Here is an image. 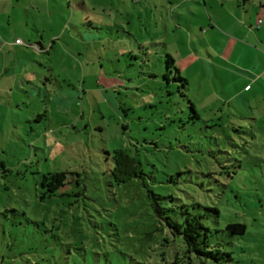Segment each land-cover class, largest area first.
Here are the masks:
<instances>
[{
	"label": "rangeland",
	"instance_id": "374dc122",
	"mask_svg": "<svg viewBox=\"0 0 264 264\" xmlns=\"http://www.w3.org/2000/svg\"><path fill=\"white\" fill-rule=\"evenodd\" d=\"M35 1L9 0L17 13L7 7L11 23L0 21V264H166L169 248L183 264H264V125L213 97L221 84L205 87L196 58L179 60L190 49L175 28L210 59L200 32L177 26L168 0H140L141 19L132 0ZM25 21L29 46L14 35ZM165 51L189 81L198 118L162 78ZM50 172L67 173V184L42 200ZM149 191L174 220L185 210L203 216L218 261L189 262L182 244L164 241L173 238ZM234 223L243 235L226 230Z\"/></svg>",
	"mask_w": 264,
	"mask_h": 264
},
{
	"label": "crops",
	"instance_id": "0c3cea01",
	"mask_svg": "<svg viewBox=\"0 0 264 264\" xmlns=\"http://www.w3.org/2000/svg\"><path fill=\"white\" fill-rule=\"evenodd\" d=\"M12 1L18 2L22 0ZM168 1L167 4L170 6L168 10H170L173 19L181 21V23H177V26H184L192 32L198 30L200 32L199 37L207 45L206 53L210 57V59H207L198 50L192 35H186L182 30L175 28L173 32L177 33L182 38V43L186 42L190 49L179 51L178 53L182 55L179 60L186 59L192 62L196 58L201 63L203 71L202 73L195 71V74L198 78H202L205 81V87L210 86L214 81L221 84L220 92H212L213 97L218 98L220 96L218 100L222 101L228 109L233 106L238 112L237 119L241 117L248 118L251 124L260 123L264 125V22L260 19L264 18V0L259 2L258 7L247 6V2L251 3V0H215L214 4H212L213 0H201L202 3L194 0L195 3L193 4L195 6L187 7V12L193 14V19L187 18V12L180 10L182 4H189L190 0ZM28 2L30 5H33L35 2L39 3L35 0H28ZM131 2L135 6L139 4L137 18H142L143 11L145 15L147 14L146 6L141 5L140 0H132ZM7 7L12 12L17 13V10L13 9L12 5L9 4V0H0V21L5 17V23L8 27L11 23V16L7 13ZM83 8L85 7L83 6ZM29 9L31 7H26L25 12L28 13ZM129 17L131 20L128 23L130 24V21H133V17L131 15ZM154 21H157L155 16ZM104 23L97 22V24L119 28L117 25L108 22ZM21 25L19 35L18 33L14 35L18 36L17 40L19 42L22 44L25 42L29 46L30 43L28 42L30 41H27L29 22L25 21ZM89 25L91 26L92 24L90 23ZM166 26L168 27V22ZM31 27L37 30L34 26ZM121 28L128 38L135 39L134 34L126 32L124 27ZM4 31L7 32V29L4 28ZM222 38L226 39L225 43H223L226 51L224 53L220 51ZM116 39L119 40V37H116ZM135 42L139 43V46H143L140 43L141 41L135 39ZM214 42L218 43L217 49H213ZM158 44L167 45L165 43ZM36 46L38 47L39 45ZM39 48L47 53V47L44 44L41 43ZM22 53L26 54L23 51ZM165 53L169 54L166 51ZM15 54L17 55L18 52L15 51ZM172 58L175 61V58ZM20 63L16 60L13 63L14 67L12 70L17 71ZM187 82L189 86V81L187 80ZM229 112L228 114L231 115ZM257 116L263 120L257 119Z\"/></svg>",
	"mask_w": 264,
	"mask_h": 264
},
{
	"label": "trees",
	"instance_id": "16d2710c",
	"mask_svg": "<svg viewBox=\"0 0 264 264\" xmlns=\"http://www.w3.org/2000/svg\"><path fill=\"white\" fill-rule=\"evenodd\" d=\"M146 54V49H144ZM163 73L162 78L168 84L171 82L176 84L178 94L187 99L185 91L188 89V82L185 78H183L179 70L175 64L174 59L167 53L163 54ZM150 75V74H149ZM151 77H156L151 74ZM188 100V106L193 113V118H198L199 115L196 113L192 101ZM240 119H248V118H240ZM249 120V119H248ZM124 158L128 159L131 162H134L136 167V176L135 178H140L144 176V173L141 169V164L136 161L132 157L124 156ZM67 184V173L65 172H50L48 174L43 175L41 186L44 188V192L42 193L41 199L51 198L53 197L60 189L64 188ZM79 195V193H78ZM162 196L155 194L152 191L148 192V200L151 201L150 206L153 210V213L157 217L164 219V223L169 233L171 234L172 239L165 238L164 241L169 244H182L184 248L182 259H187L190 262V256L195 255L199 258L211 259L213 261H218V251L211 249L208 244V233L209 228L205 226L202 222V215H194L189 211L185 210L181 212V221H177L176 219H172L171 216L166 213L169 211L160 204V200ZM216 213L217 211L214 210ZM245 225L234 223L226 226V230L229 231L230 234L233 235H243L245 233ZM165 246L164 244H161ZM175 246V245H173ZM172 252V260L166 264H183L179 257L177 248H169ZM165 263V262H164Z\"/></svg>",
	"mask_w": 264,
	"mask_h": 264
}]
</instances>
